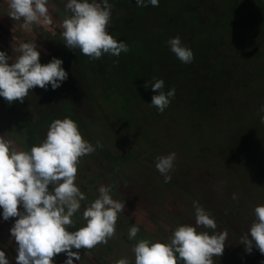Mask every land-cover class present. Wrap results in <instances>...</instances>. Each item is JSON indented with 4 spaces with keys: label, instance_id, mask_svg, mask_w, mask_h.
<instances>
[{
    "label": "rangeland",
    "instance_id": "obj_1",
    "mask_svg": "<svg viewBox=\"0 0 264 264\" xmlns=\"http://www.w3.org/2000/svg\"><path fill=\"white\" fill-rule=\"evenodd\" d=\"M67 2L49 0L53 24L34 25L27 32L22 20L10 17L9 0H0V51L14 58L18 53L13 49L35 42L41 64L55 57L68 73L60 88L36 87L24 103L9 104L0 97V136L17 149L30 150L46 138L52 121L68 117L79 124L84 139L102 143L103 148L81 160L76 183L87 199L69 230L85 225L82 213L99 196L100 186L110 187L113 199L125 201V209L116 236L107 244L80 250L81 259L73 264H115L122 257L134 264L131 248L140 239L164 242L176 227L195 226L193 201L217 225L215 230L198 231L228 233L223 255L214 257V264H264V255L255 247L249 255L240 244L255 219V207L264 205V0H161L152 31L146 22L142 26L143 39L153 41L146 48L152 53L147 61L129 58L128 52L91 60L78 49L69 50L62 38ZM109 3V34L129 49L143 42L134 30L126 31L130 28L125 20L135 19L134 8H124L122 0ZM176 36L192 48L194 58L203 47L204 56L198 60L205 72L222 73L218 80L208 79L210 93L197 91L191 98L186 91L194 87L175 80L181 75L187 80L189 74L196 78L188 71L192 63L179 61L167 44ZM143 77L163 79L165 91L176 89L162 114L149 106L156 94L151 87L145 95L135 90L133 80ZM171 152L177 160L169 173L171 182L164 183L156 157ZM14 222L4 221L0 209V250L10 264H16V243L10 236ZM134 223L141 231L136 240H129ZM66 258L59 254L54 264H64Z\"/></svg>",
    "mask_w": 264,
    "mask_h": 264
},
{
    "label": "clouds",
    "instance_id": "obj_2",
    "mask_svg": "<svg viewBox=\"0 0 264 264\" xmlns=\"http://www.w3.org/2000/svg\"><path fill=\"white\" fill-rule=\"evenodd\" d=\"M49 0H9L10 17L22 20L27 32L33 26L52 25ZM137 7L159 6V0H135ZM113 5L109 0H68V13L62 22L64 45L75 52L79 50L91 60L104 55L119 57L130 49L126 42H118L109 34ZM170 50L183 64H191L193 51L176 36L167 41ZM13 52L14 58L0 51V97L7 103H24L34 88L45 91L61 87L68 79L63 61L55 57L47 64L40 63L41 53L35 42L21 43ZM118 64L119 61H114ZM144 87L156 93L150 107L162 114L175 97L176 89L165 91V81L153 78ZM264 112V106L260 108ZM264 123V116L261 117ZM103 148L84 139L79 124L65 117L51 122L46 138L30 150H20L13 141L0 136V209L4 221L15 219L10 236L16 243V264H54V258L66 254L64 264L80 261V250L107 244L116 236L119 216L125 201L113 199L111 188L99 187V196L84 209L83 227L70 231L72 219L87 197L76 180L81 160ZM175 152L156 157L155 167L171 182L169 173L174 169ZM232 199H237L233 194ZM23 210H20V209ZM195 226L176 227L164 242L140 239L131 248L134 264H214V257L223 255L226 231L210 234L198 228L215 230L217 225L198 201H193ZM255 219L240 237V244L251 255L255 247L264 255V205L255 207ZM141 229L133 224L128 229V239L136 240ZM75 249L76 251H73ZM0 264H10L5 251L0 250ZM115 264H130L127 257Z\"/></svg>",
    "mask_w": 264,
    "mask_h": 264
},
{
    "label": "trees",
    "instance_id": "obj_3",
    "mask_svg": "<svg viewBox=\"0 0 264 264\" xmlns=\"http://www.w3.org/2000/svg\"><path fill=\"white\" fill-rule=\"evenodd\" d=\"M118 1V0H117ZM125 1L124 4V8L126 7L128 10L132 9L133 13L135 14V19H126L125 21L127 23H125L130 29H126V31H130L131 29L135 31V33L137 34L138 37H141L143 39L144 35H146V32L144 31L145 28L143 29L142 26H144V23L146 22V28H148V30L151 32L152 31V26L155 25L156 23V18L157 16L156 14V9L157 7H153L151 5H149L148 7H137L135 4V0H122V2ZM159 0V4H160ZM247 5V4H246ZM244 6V5H243ZM246 7V6H245ZM197 8V7H194ZM143 19L140 20V17ZM151 27V28H150ZM141 33V34H140ZM144 40V39H143ZM145 41V42H144ZM143 42H136V44H134V46H132L130 48V50L128 51V56L129 58L134 57V56H138L141 58L142 61H147L151 58L152 53L149 51H146V48L149 47V45L151 44V42H153L151 40V42L146 41V39ZM147 42V43H146ZM187 44V43H186ZM212 44V43H211ZM187 47H189L190 49H192L189 45H186ZM195 52V50H194ZM198 53V54H197ZM195 54H197L192 62V66H190V68L188 69V71H191L194 73V75H196V78L191 76L189 74L187 80H185V77L183 75H181L180 77H177L175 80H177L178 85H183V83L187 82V86H192L194 87L193 89L187 90L186 91V95H190V97L192 98V94L200 91V93L206 92V93H210L209 90L207 89V81L208 79L211 78H216L218 80V78L220 79L222 77V73L220 71H216V70H212L209 72H205L202 67L199 65V58H203L204 53H203V47L201 48L200 52H196ZM199 59V60H198ZM198 60V61H197ZM195 61H197L196 64H193ZM215 69V68H214ZM142 70V69H141ZM142 76L145 74V70L141 71ZM160 76L164 77L165 74H159ZM145 77V75H144ZM144 77L141 81H137V80H133L135 85H136V91L140 94H146L147 89L144 87L145 85V81ZM182 87V86H181ZM194 90V91H193ZM200 96H202L203 94H200ZM149 94V93H148ZM198 95V97H199ZM194 101V100H193ZM195 102V101H194ZM202 106V105H201Z\"/></svg>",
    "mask_w": 264,
    "mask_h": 264
}]
</instances>
